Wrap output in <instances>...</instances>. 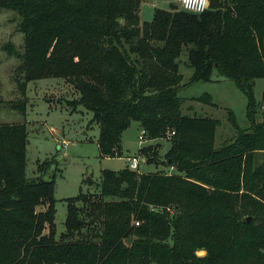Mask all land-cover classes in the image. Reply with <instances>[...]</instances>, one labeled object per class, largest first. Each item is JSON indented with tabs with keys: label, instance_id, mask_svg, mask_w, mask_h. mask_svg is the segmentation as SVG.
<instances>
[{
	"label": "trees",
	"instance_id": "obj_1",
	"mask_svg": "<svg viewBox=\"0 0 264 264\" xmlns=\"http://www.w3.org/2000/svg\"><path fill=\"white\" fill-rule=\"evenodd\" d=\"M140 3L0 0L23 34L21 53L4 46L20 59L22 95L29 81L64 79L78 94L68 104L92 112L103 156H120L132 121L147 140L171 143L163 161L157 145L137 151L168 171L103 170L98 192L66 198L57 239L54 178L26 176V123L0 124V264H264V160L255 164L264 152V86L254 97L264 79V0H209L199 14L169 4L150 21ZM183 49L189 82L208 81L215 69L246 96L249 127L218 147L216 119L182 112ZM195 99L212 103L208 94Z\"/></svg>",
	"mask_w": 264,
	"mask_h": 264
},
{
	"label": "rangeland",
	"instance_id": "obj_2",
	"mask_svg": "<svg viewBox=\"0 0 264 264\" xmlns=\"http://www.w3.org/2000/svg\"><path fill=\"white\" fill-rule=\"evenodd\" d=\"M169 4L181 10L179 0H141L140 18L150 21L155 8L168 9ZM12 43L19 53L23 50V34L18 29V17L11 10H0V124L24 122L27 126L25 174L28 178H54L56 238L65 229L66 198L80 193L98 192L103 170L117 172L124 168L128 159L137 156L141 127L132 121L121 134L120 156H103L97 144L99 127L92 121V112L83 106L74 107L68 101L78 97L74 88L64 79L43 78L29 81L25 95L17 87V66L20 59L4 50ZM179 71L183 78L178 96L183 98L182 112L188 115L208 116L218 121L214 145L218 147L232 139L239 129H247L246 96L235 83L221 76L215 69L208 81H190L193 70L187 65V52L180 56ZM21 77V76H20ZM264 79L257 78L254 97L261 100ZM208 94L212 103L195 98ZM24 103V111L14 105ZM258 115L256 120H261ZM234 122L236 125H234ZM157 145L158 160L163 161L170 147V139L159 138L145 143ZM264 160V152L255 155V164ZM50 161L39 173L38 165ZM139 172L168 171L164 165L146 163L138 158ZM54 175V176H53ZM39 206L38 210H43ZM250 218V217H249ZM127 240L126 243H130ZM203 255L204 251H199Z\"/></svg>",
	"mask_w": 264,
	"mask_h": 264
},
{
	"label": "built area",
	"instance_id": "obj_3",
	"mask_svg": "<svg viewBox=\"0 0 264 264\" xmlns=\"http://www.w3.org/2000/svg\"><path fill=\"white\" fill-rule=\"evenodd\" d=\"M208 4H209V0H179V5H180L181 9L189 11V12L197 13V14L204 12L208 8ZM173 134H174V132L171 131L170 133H168L167 137H169ZM138 141L141 145L140 147L146 145L145 144L146 141H149V140H147L145 131L143 129H141L140 134L138 135ZM138 158H141V157L136 156V157H132V158L128 159V161H129L128 167L130 169L137 170L138 165H139ZM141 159H143V161H145L144 158H141ZM171 170H173V167L169 168V171H171ZM134 223L136 225L139 224L138 221H135Z\"/></svg>",
	"mask_w": 264,
	"mask_h": 264
},
{
	"label": "water",
	"instance_id": "obj_4",
	"mask_svg": "<svg viewBox=\"0 0 264 264\" xmlns=\"http://www.w3.org/2000/svg\"><path fill=\"white\" fill-rule=\"evenodd\" d=\"M175 61H177V59H175ZM246 220H247V221H249V220H250V218H249V217H247V218H246ZM204 253H205V252H204Z\"/></svg>",
	"mask_w": 264,
	"mask_h": 264
}]
</instances>
